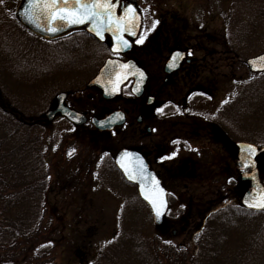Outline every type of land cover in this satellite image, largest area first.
Masks as SVG:
<instances>
[{"label": "trees", "instance_id": "1", "mask_svg": "<svg viewBox=\"0 0 264 264\" xmlns=\"http://www.w3.org/2000/svg\"><path fill=\"white\" fill-rule=\"evenodd\" d=\"M226 3L224 50L243 66L246 58L264 51V0ZM13 9H5L0 0V264H54L60 237L55 230L57 239H50L46 205L54 181H66L56 177L51 182L49 163L63 159L64 140L44 135L38 121L55 94L81 91L108 53L83 33L52 42L37 39L16 23ZM41 48L45 52L40 59ZM31 54L34 60L29 61ZM248 77L242 83L246 87L241 110L264 121V74ZM249 128L254 138L248 141L262 145V124ZM102 162V181L125 202L112 240L83 264H184V246L162 241L148 230L149 218L142 216L144 206L134 189L123 182L110 155ZM55 169L54 174L59 173ZM71 178L67 182L76 183V176ZM192 244L188 264H264V211L251 212L226 202L203 217Z\"/></svg>", "mask_w": 264, "mask_h": 264}, {"label": "rangeland", "instance_id": "2", "mask_svg": "<svg viewBox=\"0 0 264 264\" xmlns=\"http://www.w3.org/2000/svg\"><path fill=\"white\" fill-rule=\"evenodd\" d=\"M1 1L4 8L9 9L12 6L15 8L14 5L19 0ZM136 1L143 19L147 23H153L158 19L184 21L183 24L187 26L186 31L192 35L193 44H199V49L195 50L192 57L196 61L194 66L198 73L191 75V78L185 82L186 89L176 93V101H180L190 87L200 88L202 91L200 97L204 99V104H202L204 113L211 118L216 108H221L233 99L237 89L241 88L242 83L249 79L245 68L224 50L223 35L228 2L226 3V0ZM169 27L180 28L179 23L169 25ZM46 49H48L47 45ZM39 52L41 59L45 51L41 48ZM127 58L135 60L147 68L148 65L150 66V61L140 53L139 43L133 47ZM32 60L34 59L31 54L29 61ZM32 64L29 63V67H32ZM129 98L126 91L121 97L110 102L101 100L100 94L96 90L69 96L68 106L84 110L89 105H94L95 108L91 111V115L97 117H103L114 110L126 113V116L129 117L127 124L109 133L92 134L89 126L84 127V131H81V128H75L60 119L48 124H41L45 131L44 135H53L56 140H64L60 151L63 159L53 158L50 155L53 159H51V164L49 163L52 172L51 182L52 178L56 177H59L58 180L66 181V184L64 182L57 184L54 181L52 193L46 205V215L51 221L48 231L50 239H57L53 233L55 230L60 237L59 241L55 243L54 264L88 263L94 259L93 256L104 245L112 240L118 231L119 216L125 200L123 196L117 194L108 187L107 183L102 181L101 171H103V156H114L123 148L139 149L144 142L140 137L145 135V129L143 126H136L132 117L134 113L131 112L140 104L130 102ZM54 104V101L50 102L49 109ZM250 116V118L248 116L241 117L242 130H248L250 125L255 127L257 124L260 126L262 124L264 127L263 120L260 121L255 114ZM129 122L133 125L131 128L128 125ZM197 122V127L193 123L175 124L176 134L174 137L176 139H172V141H175L177 149V162L176 165L171 162L167 163V165H172L170 177L163 175L164 188L172 200L167 209L169 218L165 219L161 228L155 227L148 217V211L142 209V216L149 218L147 220L148 230L153 231L154 235L159 236L162 241L175 246H184L186 257L184 264H188L193 254L192 236L199 230L203 217L224 202H229V200H222L221 197H230V191L233 188L232 182L236 178L233 162L220 152L215 153V156H218L216 164L210 165L213 164L210 161V166L204 175H199V172L196 177L190 178L188 175L194 167H190L186 173L181 172V169L190 165L192 161V157L189 159V155L185 151V145L189 142L192 133H197V136L192 138V147L211 146L213 125L208 121ZM150 124H152V120ZM150 141L147 148L156 149L157 145L164 144L162 140L160 142L154 138ZM193 158H196V154L193 155ZM66 159L67 163H65ZM180 160L184 162L182 165ZM62 163H65V166ZM198 165L200 166V164ZM203 166L202 168H204ZM55 167L59 169V173L54 174ZM73 175L76 176V183H68V179H72ZM259 179L264 188V159L261 161ZM88 240L90 244L82 246L81 243Z\"/></svg>", "mask_w": 264, "mask_h": 264}, {"label": "flooded vegetation", "instance_id": "3", "mask_svg": "<svg viewBox=\"0 0 264 264\" xmlns=\"http://www.w3.org/2000/svg\"><path fill=\"white\" fill-rule=\"evenodd\" d=\"M176 23H179V29L169 27V25ZM183 23L184 21H167L162 19H158L153 23H147L143 19L142 15V25L137 40H139L141 36L144 37L143 42L139 43L140 53L145 57V59L150 61V66L148 65L147 68L146 66H142L140 63L133 60L144 70L148 78L144 87L142 98L133 99L129 96L130 102L140 104L137 105L133 111H131L134 113V116H132L134 123L137 127L143 126L145 129V135L140 137V139L144 142L140 145L139 149L136 150L143 156L148 169L157 176L161 185L165 187L163 175L170 177V172L172 173L171 164L176 165L177 162V149L175 147V141H172V139H176V137H174L176 134L174 131L175 124L193 123L196 126L198 123L197 121H208L211 125H213V131L211 132L212 147H192V138L197 136L196 132L192 133L191 138L189 139L190 143L187 142L185 145V151L189 155V159L192 157V161L190 160V165L181 169V172L186 173L190 167H194L192 172L188 175L190 178L196 177L199 172V175H204L210 165L214 166L216 164L218 156H215V153L220 152L233 162L236 176L232 182L233 188L230 191V197L222 196L221 198L222 200H229L232 204L241 206L243 195L245 193H251L252 191L251 181L248 179L251 175V169L248 167H240L238 159L239 149L237 144L242 142L240 119L242 116H248V118H250L251 111L247 112L245 109V112L241 110L239 94L240 88L237 89V95L235 94L233 99L229 100L221 108H216L215 113L211 116V118L207 117L208 115L204 113L202 105L204 104V99L200 97V92H202L200 88L190 87L187 90L186 95L181 98L180 101H176V93L186 89L185 82L191 78V75L198 73L194 66L196 61L192 57L195 54V50L199 49V44H193L192 35L186 31L187 26ZM75 33L83 32L78 31ZM137 40L132 46L130 52L133 50L135 45H138ZM174 51L183 52L185 56L179 70L168 75L164 71V65L171 53ZM189 53L191 54L189 55ZM128 54H126V56H119L118 58L120 60L129 59L127 58ZM187 59L190 62L186 63ZM203 68L205 69V67ZM97 71L98 69L95 71L94 75ZM89 80L90 79L84 83V87L80 93H84L86 91L88 92L90 90H96L99 93V91L95 88L85 89ZM130 85L131 81L123 87L122 93L126 91L129 94ZM148 98H152V100L149 102ZM94 108V105H89L87 109L81 110L78 108L76 110L84 112L88 116H94L91 115V111ZM104 117H106V115L97 118ZM126 118L128 121L129 117L126 116ZM138 118H140L139 122L137 121ZM151 120L152 124H150ZM128 125L130 128L133 126L131 122H129ZM147 129H150L149 132L146 131ZM247 129L248 130H243L244 133H250V128L248 127ZM152 138L157 141L162 140V143L164 144L161 146L157 145L156 149L147 148V144L151 142L150 139ZM173 153L175 155H173ZM194 154H196L195 159L193 158ZM166 157H171V159H167ZM210 157L212 158L210 159ZM263 159L264 154H258L255 160L257 163L258 177L261 172V167L258 166V162ZM210 161L213 164L209 165ZM169 162H171V164L167 165ZM183 163L184 162L180 160V164L182 165ZM198 164H200V166ZM202 165H204V168H202ZM167 197L169 198L168 192Z\"/></svg>", "mask_w": 264, "mask_h": 264}, {"label": "water", "instance_id": "4", "mask_svg": "<svg viewBox=\"0 0 264 264\" xmlns=\"http://www.w3.org/2000/svg\"><path fill=\"white\" fill-rule=\"evenodd\" d=\"M35 2L42 5L46 0H35ZM74 2L75 0H70V3ZM32 3L33 0H19L14 11V16L21 27L27 29L35 37L43 40H54L74 31H82L92 37L97 43L104 46L109 54L116 56L125 55L129 52L140 32L142 19L135 0H111L113 19L122 18V26L130 28L135 35L130 34L128 31H117L116 24L109 25L107 18H105L102 25H97L101 33L99 36L95 30H90L94 28L90 22L67 24L62 21H57L56 26H59V31L52 33L48 31L49 18L47 11L42 7H32ZM129 8L133 10L135 18H133L132 13L128 12ZM125 41L127 42L126 45L124 44ZM176 53H180L181 56H177L173 62V56ZM184 56L185 54L183 52H172L164 65L165 73L169 75L178 71ZM261 57H264V52L245 60L244 64L250 73H264V60L260 59ZM169 62H173L174 67L169 68ZM188 62L190 61L186 60V63ZM125 65L127 67H123ZM141 73L143 74L142 76ZM147 79L144 70L134 61H122L115 57H108L104 60L95 76L87 83L86 89L91 87L96 88L100 91L101 98L104 101H112L121 95L123 86L131 81L129 93L133 98L139 99L143 96ZM66 99L67 94H57L55 96L54 108L44 114L42 122L50 123L58 117L65 119L75 127H82L89 122L94 131L100 132L112 131L116 127L123 126L126 122V117L121 111H113L106 118L91 117L87 119L86 114L70 109L65 104ZM151 100L152 98H148L149 102ZM137 121L139 122L140 118ZM149 130L147 129L146 131L149 132ZM237 147L239 149L238 159L240 167H249L252 169V174L248 177L251 181L252 191L251 193H245L243 195L241 204L244 208L252 211H263L264 208L250 207L249 205L264 203V190L257 178V163L255 161L257 154L264 153V149L258 150L255 146L246 143H239ZM251 149H254V152ZM113 165L121 175L123 181L135 187L137 197L148 207L151 220L155 226H162L165 211L168 206L167 196L157 176L147 168L143 156L134 150L122 149L116 153L113 159ZM141 166L143 168L142 175ZM129 174H134L136 178L134 180L129 179ZM142 184L143 194L141 190ZM145 195L156 202V209L153 208L149 199H145ZM157 209L160 212L159 216L156 215Z\"/></svg>", "mask_w": 264, "mask_h": 264}, {"label": "snow or ice", "instance_id": "5", "mask_svg": "<svg viewBox=\"0 0 264 264\" xmlns=\"http://www.w3.org/2000/svg\"><path fill=\"white\" fill-rule=\"evenodd\" d=\"M32 7H42L47 11L49 18L48 31L52 33L59 31V26H56L57 21H62L67 24H83L86 22H90L94 26V28L90 30H95L96 34L99 36L101 33L100 28L97 27V25H102L105 21V18H107V23L109 25H112L113 23L116 24L117 31H128L130 34L135 35V33H133L130 28L122 26V18L113 19L111 0H75L74 3H70V0H46V2H44L42 5L33 0ZM128 12L132 13L133 18H135L133 10L131 8L128 9ZM143 39L144 37L141 36L140 39L137 40V43H142ZM124 44L126 45L127 42L125 41ZM190 54L191 53H189V55ZM177 56H181V54L176 53L175 56H173V62L175 61ZM260 59L264 60V57H261ZM173 62H169V68L174 67ZM123 67H127V65ZM142 75L143 74L141 73V76ZM251 151L254 152V149H251ZM173 155L175 154L173 153ZM166 158L171 159V157ZM142 174L143 168L141 166V175ZM135 178L136 177L134 174H129V179L134 180ZM141 190L143 194V184L141 185ZM145 199H149V202L152 203L153 208L156 209V202L154 200H151L147 195H145ZM249 206L264 208V203ZM156 215H160L158 209L156 211Z\"/></svg>", "mask_w": 264, "mask_h": 264}]
</instances>
